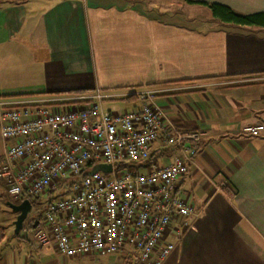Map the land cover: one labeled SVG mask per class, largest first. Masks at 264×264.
I'll return each mask as SVG.
<instances>
[{"label": "crops", "instance_id": "crops-1", "mask_svg": "<svg viewBox=\"0 0 264 264\" xmlns=\"http://www.w3.org/2000/svg\"><path fill=\"white\" fill-rule=\"evenodd\" d=\"M201 1L241 14L264 11V0ZM182 4L199 5L0 0V100H46L99 87L130 105L127 94L163 88L154 101L165 118L201 136L186 140L196 152L175 182L193 210L167 226L164 240L175 246L161 264H264V131L240 132L246 123H264V27L224 23L182 11ZM5 142L11 140L0 136V156ZM173 153L159 139L143 165L164 166ZM18 202L0 179V264H134L127 252L66 256L52 236L39 245L33 233L41 217L14 233L9 203Z\"/></svg>", "mask_w": 264, "mask_h": 264}, {"label": "built area", "instance_id": "built-area-1", "mask_svg": "<svg viewBox=\"0 0 264 264\" xmlns=\"http://www.w3.org/2000/svg\"><path fill=\"white\" fill-rule=\"evenodd\" d=\"M163 90L140 88L121 111L103 108L110 96L99 87L46 100H0V136L11 140L0 156V179L13 201H31L25 231L42 218L33 233L39 245L52 236L66 256L127 252L134 264H161L173 250L175 243L164 240L167 226L193 210L175 182L196 152L186 140L197 142L201 134L179 131L165 118L154 101ZM263 131L262 122L240 128L249 136ZM159 139L174 150L170 162L144 166ZM99 163L110 172L89 174ZM41 194L57 198L38 210L33 198Z\"/></svg>", "mask_w": 264, "mask_h": 264}, {"label": "trees", "instance_id": "trees-1", "mask_svg": "<svg viewBox=\"0 0 264 264\" xmlns=\"http://www.w3.org/2000/svg\"><path fill=\"white\" fill-rule=\"evenodd\" d=\"M188 4H199L209 8L211 15L214 19H217L224 23H233L237 25H255L264 27V11L256 12L250 14H241L232 10L230 7L216 3V2H206L201 0H185ZM218 79V78H216ZM81 94V93H79ZM132 98V94L128 96ZM92 162L87 163L89 166ZM222 189L226 190L225 186H222ZM39 199V196L33 198V202H36Z\"/></svg>", "mask_w": 264, "mask_h": 264}, {"label": "rangeland", "instance_id": "rangeland-1", "mask_svg": "<svg viewBox=\"0 0 264 264\" xmlns=\"http://www.w3.org/2000/svg\"><path fill=\"white\" fill-rule=\"evenodd\" d=\"M197 7L198 8H196V10L193 7L190 10L189 7H187L184 4H182L181 7H179V8H180V10L185 11V12H192V13L198 12V13H200L201 16H205L207 18H211L212 17L209 8H207L206 6H199V5ZM200 15L197 16V19L201 18ZM144 87H149V86H144ZM144 87H142V88H144ZM102 106H103L104 109H110L112 111H121L122 109L127 108L130 105L127 103V100H124L123 98H121V99H108V98H106V99H104L102 101ZM51 196L54 197L55 199L57 198L56 195L52 194ZM51 196L45 195V194H41L39 199L36 202H34L35 207L38 210H41L43 205H44V203L47 200L52 199Z\"/></svg>", "mask_w": 264, "mask_h": 264}, {"label": "water", "instance_id": "water-1", "mask_svg": "<svg viewBox=\"0 0 264 264\" xmlns=\"http://www.w3.org/2000/svg\"><path fill=\"white\" fill-rule=\"evenodd\" d=\"M110 170L111 166L109 164L99 163L92 168L89 174L96 171L110 172ZM9 206L11 210L16 213L15 219L13 220V232L17 234L22 229L23 221L31 209V201L29 199H23L18 203H9ZM37 221L36 219L33 226L36 225Z\"/></svg>", "mask_w": 264, "mask_h": 264}]
</instances>
